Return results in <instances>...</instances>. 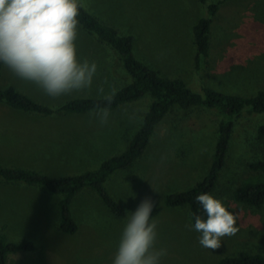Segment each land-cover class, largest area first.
<instances>
[{"label":"rangeland","instance_id":"rangeland-1","mask_svg":"<svg viewBox=\"0 0 264 264\" xmlns=\"http://www.w3.org/2000/svg\"><path fill=\"white\" fill-rule=\"evenodd\" d=\"M219 0H208L215 3ZM96 17L135 36V53L163 76L182 79L199 92L203 86L243 96L264 91V4L262 0H227L210 29L207 65L197 70L191 28L205 15L196 0H81ZM78 56L98 64L91 89L60 98L46 95L35 85L16 77L3 66L0 89L13 86L36 101L59 107L75 98H100L130 82L114 55L79 28ZM149 98L110 111L106 124L93 115L28 116L0 105V164L20 166L50 177L76 175L96 169L121 153L139 130ZM219 115L213 110H175L156 127L140 160L126 171L111 175L105 186L127 215L115 218L98 197L82 190L70 212L77 231H59L60 195L0 180V233L10 242H32L35 252L9 254L6 264H112L127 222L147 196L159 201L152 215L158 222L157 247L167 249L161 264H217L222 257L240 252L264 255V207L253 210L234 202L233 190L243 184L264 181V173L249 164L264 160V139L257 129L264 115L235 120L226 164L213 196L239 214V231L224 237L219 249L204 248L200 233L189 230L187 207L167 208L164 197L184 191L206 174L214 152ZM108 139L112 150L93 155L84 148L93 137ZM89 148V147H88Z\"/></svg>","mask_w":264,"mask_h":264},{"label":"trees","instance_id":"trees-1","mask_svg":"<svg viewBox=\"0 0 264 264\" xmlns=\"http://www.w3.org/2000/svg\"><path fill=\"white\" fill-rule=\"evenodd\" d=\"M196 1L205 10V15L197 19L191 28L195 47L194 61L196 69L199 70L207 65L213 19L227 0H219L215 3L208 2V0ZM262 1L264 4V0ZM78 19L79 28L105 46L130 77V82L117 91L112 103L108 105L102 97H85L71 99L53 108L36 101L13 86H7L0 89V105L28 116L46 118L55 114H89L97 107H109L112 111L147 97L150 103L142 124L122 153L104 160L94 170L76 175L50 177L38 170L0 164V180L7 184L34 186L47 193L60 195L57 225L59 231L67 235H73L78 229L71 216L70 206L82 190L93 192L111 215L124 219L127 215L126 211L112 198L105 186L108 178L116 172L131 169L140 160L151 142L156 127L173 111L213 110L220 119L212 161L206 174L194 187L167 194L163 202L167 208L187 207L191 224H194L196 215H204L195 198L202 193L213 195L219 175L226 164L235 120L242 116L264 115V91L243 96L203 86L199 92H196L182 79L163 76L148 63L140 60L135 53V36L120 32L116 27L96 17L85 5L81 8ZM3 66L0 64V76ZM257 136L260 140L264 139L263 125L258 127ZM249 169L264 173V160L251 162ZM232 199L244 207L253 210L262 209L264 207V181L236 187L232 192ZM35 250V245L30 241L10 242L0 233V264L7 263L9 254L35 252ZM217 264H264V255L240 252L233 257L220 258Z\"/></svg>","mask_w":264,"mask_h":264},{"label":"clouds","instance_id":"clouds-1","mask_svg":"<svg viewBox=\"0 0 264 264\" xmlns=\"http://www.w3.org/2000/svg\"><path fill=\"white\" fill-rule=\"evenodd\" d=\"M82 7L81 0H0V64L52 98L91 89L98 64L78 56ZM97 91L110 105L118 90ZM90 115L106 124L110 108L97 107ZM195 199L204 215L186 227L200 233L202 247L219 249L224 237L239 231V214L210 193ZM158 207L159 201L147 196L129 212L112 264H161L168 253L157 247L158 222L152 213Z\"/></svg>","mask_w":264,"mask_h":264},{"label":"crops","instance_id":"crops-1","mask_svg":"<svg viewBox=\"0 0 264 264\" xmlns=\"http://www.w3.org/2000/svg\"><path fill=\"white\" fill-rule=\"evenodd\" d=\"M110 138H106V139H102V140H98L95 136L93 138H91L89 146H87V144L84 146L85 149H87L88 151H91V153L93 155H99L102 151H105L104 154H106L107 150H112V146L109 142ZM89 147V148H88ZM125 150V149H124ZM123 150V151H124ZM122 151V152H123ZM121 152V153H122ZM120 154V153H119ZM118 155V154H117ZM115 156V155H113Z\"/></svg>","mask_w":264,"mask_h":264}]
</instances>
